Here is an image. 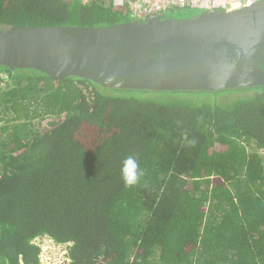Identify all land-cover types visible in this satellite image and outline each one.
<instances>
[{
  "label": "trees",
  "instance_id": "obj_1",
  "mask_svg": "<svg viewBox=\"0 0 264 264\" xmlns=\"http://www.w3.org/2000/svg\"><path fill=\"white\" fill-rule=\"evenodd\" d=\"M132 21L112 0H0L2 24ZM45 239L66 264H264V86L137 90L0 65V264H40Z\"/></svg>",
  "mask_w": 264,
  "mask_h": 264
},
{
  "label": "water",
  "instance_id": "obj_2",
  "mask_svg": "<svg viewBox=\"0 0 264 264\" xmlns=\"http://www.w3.org/2000/svg\"><path fill=\"white\" fill-rule=\"evenodd\" d=\"M0 65L137 90L264 86V0L233 12L111 27L0 23Z\"/></svg>",
  "mask_w": 264,
  "mask_h": 264
},
{
  "label": "built area",
  "instance_id": "obj_3",
  "mask_svg": "<svg viewBox=\"0 0 264 264\" xmlns=\"http://www.w3.org/2000/svg\"><path fill=\"white\" fill-rule=\"evenodd\" d=\"M73 1H77L82 4H89L94 0ZM260 1L263 0H112V3L116 7H127L134 21H148L157 16L166 15L168 11L180 8L198 9L204 13L215 10L233 12L245 7H249ZM48 243L52 244V249L55 252H62V256L64 258L62 264L69 262L65 249L56 245L51 240H49ZM50 261L51 259H47L46 262H43V256L41 254L40 264H50Z\"/></svg>",
  "mask_w": 264,
  "mask_h": 264
},
{
  "label": "rangeland",
  "instance_id": "obj_4",
  "mask_svg": "<svg viewBox=\"0 0 264 264\" xmlns=\"http://www.w3.org/2000/svg\"><path fill=\"white\" fill-rule=\"evenodd\" d=\"M203 13L204 12L198 9L180 8L174 11H168L166 13V16L169 19H193L202 15ZM4 79L7 80V77L4 76ZM48 241L49 240L45 239L44 241L41 242L43 247V251H42L43 262H46L47 259H51L50 264H62L64 261L62 252L61 251L55 252L52 249V244H49Z\"/></svg>",
  "mask_w": 264,
  "mask_h": 264
},
{
  "label": "clouds",
  "instance_id": "obj_5",
  "mask_svg": "<svg viewBox=\"0 0 264 264\" xmlns=\"http://www.w3.org/2000/svg\"><path fill=\"white\" fill-rule=\"evenodd\" d=\"M120 172L124 184L129 187L136 185L144 174L143 170L139 166L137 158L131 155L126 157L122 162Z\"/></svg>",
  "mask_w": 264,
  "mask_h": 264
}]
</instances>
